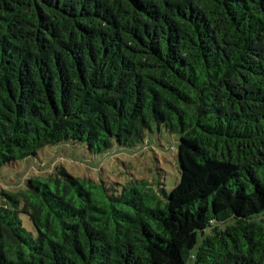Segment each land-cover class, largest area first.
Masks as SVG:
<instances>
[{
    "label": "trees",
    "instance_id": "obj_1",
    "mask_svg": "<svg viewBox=\"0 0 264 264\" xmlns=\"http://www.w3.org/2000/svg\"><path fill=\"white\" fill-rule=\"evenodd\" d=\"M155 125L170 192L57 165L2 191L0 264H264V0H0V167Z\"/></svg>",
    "mask_w": 264,
    "mask_h": 264
},
{
    "label": "rangeland",
    "instance_id": "obj_2",
    "mask_svg": "<svg viewBox=\"0 0 264 264\" xmlns=\"http://www.w3.org/2000/svg\"><path fill=\"white\" fill-rule=\"evenodd\" d=\"M178 142V135L155 125L153 131L147 132L144 143L134 149L116 144L103 153L92 154L81 143L48 145L35 156L0 167V197L3 190L19 191L24 188L27 179L42 177L61 164L76 176L94 180L102 177L110 183L126 180L133 173L138 178L163 184L170 192L180 176Z\"/></svg>",
    "mask_w": 264,
    "mask_h": 264
}]
</instances>
